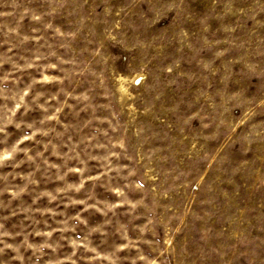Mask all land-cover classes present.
<instances>
[{"label":"rangeland","instance_id":"1","mask_svg":"<svg viewBox=\"0 0 264 264\" xmlns=\"http://www.w3.org/2000/svg\"><path fill=\"white\" fill-rule=\"evenodd\" d=\"M0 264H264V0H0Z\"/></svg>","mask_w":264,"mask_h":264}]
</instances>
